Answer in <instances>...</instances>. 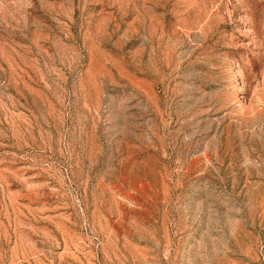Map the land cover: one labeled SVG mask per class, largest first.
Wrapping results in <instances>:
<instances>
[{
	"label": "rangeland",
	"instance_id": "1",
	"mask_svg": "<svg viewBox=\"0 0 264 264\" xmlns=\"http://www.w3.org/2000/svg\"><path fill=\"white\" fill-rule=\"evenodd\" d=\"M0 264H264V0H0Z\"/></svg>",
	"mask_w": 264,
	"mask_h": 264
}]
</instances>
